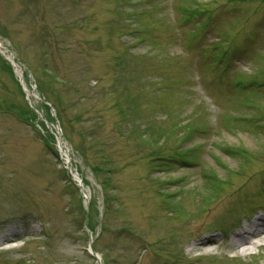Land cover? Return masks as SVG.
<instances>
[{"label":"rangeland","instance_id":"rangeland-1","mask_svg":"<svg viewBox=\"0 0 264 264\" xmlns=\"http://www.w3.org/2000/svg\"><path fill=\"white\" fill-rule=\"evenodd\" d=\"M0 42V264L217 257L264 213V0H0Z\"/></svg>","mask_w":264,"mask_h":264},{"label":"bare ground","instance_id":"bare-ground-1","mask_svg":"<svg viewBox=\"0 0 264 264\" xmlns=\"http://www.w3.org/2000/svg\"><path fill=\"white\" fill-rule=\"evenodd\" d=\"M2 48L3 45L0 42V49L2 50ZM232 233L227 246V249L233 252L232 255L242 258L251 255L257 245L264 243V215H259ZM13 238V236L5 234L4 232L0 234V240L3 241H9ZM215 242L216 240L213 237L204 238L195 244H190L187 253L191 256L196 253L212 254L216 251L215 246L212 244Z\"/></svg>","mask_w":264,"mask_h":264}]
</instances>
